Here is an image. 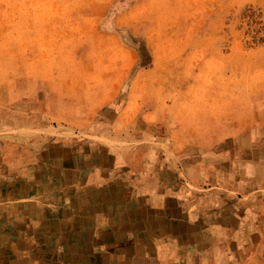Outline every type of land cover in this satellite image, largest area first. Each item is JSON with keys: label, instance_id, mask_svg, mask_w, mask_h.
<instances>
[{"label": "crops", "instance_id": "crops-1", "mask_svg": "<svg viewBox=\"0 0 264 264\" xmlns=\"http://www.w3.org/2000/svg\"><path fill=\"white\" fill-rule=\"evenodd\" d=\"M130 5L52 84L0 48V131L24 129L0 145V264H264V44L224 51L207 5Z\"/></svg>", "mask_w": 264, "mask_h": 264}, {"label": "rangeland", "instance_id": "rangeland-1", "mask_svg": "<svg viewBox=\"0 0 264 264\" xmlns=\"http://www.w3.org/2000/svg\"><path fill=\"white\" fill-rule=\"evenodd\" d=\"M134 1L137 0H0V48H3V51H14V53L22 50L27 52L30 57V67L44 66L45 74L41 78L46 84H52L55 75L63 66V61H70L61 57L65 53L77 50L85 42L87 35L93 37L95 44L101 46L103 44L100 36L102 19L106 14L107 17L110 14L113 19H117L125 9L131 7L130 4ZM171 1L189 3L202 8V10H195L194 13L205 12L203 10L206 5V8H212V12L206 10V14L211 13L217 19L216 30L223 36L224 51H233V38L236 39L235 46L238 50L244 46L251 49L264 44V0H146V3L156 2L159 4L158 8L165 10V3ZM110 3L111 10L108 9L105 13L104 7ZM124 3L126 6L122 5ZM128 12L132 15L126 19L145 18L137 16L134 11ZM160 13L159 11L158 15ZM114 29L116 32L119 29L120 34H122L121 29L123 33L135 30L130 25ZM138 34L146 36L143 31ZM154 34L157 35L156 32ZM5 63L6 60L0 59V66ZM4 86L5 84L0 82V103L10 99ZM10 109L3 106L0 107V112ZM13 110L16 117L23 116L24 108L16 107ZM45 116H47L48 124L46 129H40L41 131L45 130L46 134L56 138L70 136L68 123L62 122L61 126L53 128L52 116L49 114ZM0 120L5 121L3 118ZM0 127L5 129L7 125L4 122ZM14 129L16 130L11 131V128H8L6 129L9 130L8 132L0 131V145L4 146L7 141H13L8 139L7 135L24 132V129ZM32 131L39 130L32 128Z\"/></svg>", "mask_w": 264, "mask_h": 264}]
</instances>
